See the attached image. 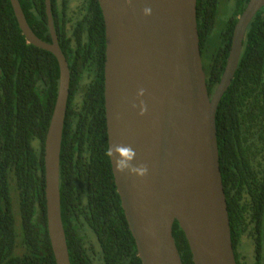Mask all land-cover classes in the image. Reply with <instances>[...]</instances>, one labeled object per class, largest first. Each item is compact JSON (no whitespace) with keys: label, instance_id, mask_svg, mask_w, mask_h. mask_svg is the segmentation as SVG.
Listing matches in <instances>:
<instances>
[{"label":"trees","instance_id":"trees-1","mask_svg":"<svg viewBox=\"0 0 264 264\" xmlns=\"http://www.w3.org/2000/svg\"><path fill=\"white\" fill-rule=\"evenodd\" d=\"M33 33L50 42L44 0H18ZM248 0H196L209 95L223 73ZM221 7L229 17L214 34ZM70 84L59 158L60 213L70 264H141L107 153L104 25L97 0H51ZM58 64L26 42L9 0H0V264H55L46 227L43 148ZM219 169L236 264H264V8L249 23L234 76L215 114ZM172 234L193 264L182 230Z\"/></svg>","mask_w":264,"mask_h":264},{"label":"water","instance_id":"water-1","mask_svg":"<svg viewBox=\"0 0 264 264\" xmlns=\"http://www.w3.org/2000/svg\"><path fill=\"white\" fill-rule=\"evenodd\" d=\"M26 42L50 52L58 88L44 139L46 227L55 264H70L60 213L59 158L70 73L44 0L50 42L9 0ZM104 25L103 98L107 153L141 264H182L172 227L193 264H236L216 140L215 114L236 71L245 31L264 8L248 0L238 16L219 83L206 86L196 0H97ZM151 8L150 16L144 9ZM143 90V95L139 92ZM120 163L123 170H118ZM147 169L140 176L134 170Z\"/></svg>","mask_w":264,"mask_h":264},{"label":"rangeland","instance_id":"rangeland-1","mask_svg":"<svg viewBox=\"0 0 264 264\" xmlns=\"http://www.w3.org/2000/svg\"><path fill=\"white\" fill-rule=\"evenodd\" d=\"M78 0H70V7H74L77 5ZM226 7H221L219 9L217 18H216V23L214 26V34L218 33L221 31V27L224 26V22H226V19L229 17V11H227Z\"/></svg>","mask_w":264,"mask_h":264},{"label":"clouds","instance_id":"clouds-1","mask_svg":"<svg viewBox=\"0 0 264 264\" xmlns=\"http://www.w3.org/2000/svg\"><path fill=\"white\" fill-rule=\"evenodd\" d=\"M143 11H144V15H145V16H150L151 13H152V9H151V8H145ZM139 95H143V90H141V91L139 92ZM116 167H117L118 170H123V169L121 168L120 163H118V164L116 165ZM134 171L136 172V174H138V175H140V176H143V175H146V174H147V169H146V168H142V169L134 170Z\"/></svg>","mask_w":264,"mask_h":264},{"label":"flooded vegetation","instance_id":"flooded-vegetation-1","mask_svg":"<svg viewBox=\"0 0 264 264\" xmlns=\"http://www.w3.org/2000/svg\"><path fill=\"white\" fill-rule=\"evenodd\" d=\"M76 6V5H75Z\"/></svg>","mask_w":264,"mask_h":264}]
</instances>
